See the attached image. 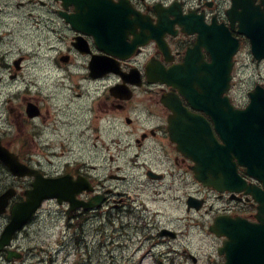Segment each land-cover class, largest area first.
Returning a JSON list of instances; mask_svg holds the SVG:
<instances>
[{
	"label": "flooded vegetation",
	"instance_id": "obj_1",
	"mask_svg": "<svg viewBox=\"0 0 264 264\" xmlns=\"http://www.w3.org/2000/svg\"><path fill=\"white\" fill-rule=\"evenodd\" d=\"M261 13L264 0H0V120L3 109L14 115L0 124V141L35 171L12 175L13 182L0 188V194L15 188L0 215V238L11 205L37 191L36 174L65 177L77 203L94 205L70 210L68 201L45 198L31 222L8 245L0 243V264H31L32 256L47 253L51 258L48 244L29 246L24 235L53 219L52 208L66 224H76L80 241L87 229L106 233L109 227L112 241L123 238L124 246L134 247L131 257L142 258L178 253L174 243L186 240L194 226L191 198L204 200L199 213H210L208 219L228 213L254 220L249 196L231 198L196 181L193 161L169 127L179 104L211 120L192 108L182 89L188 80L203 79L212 61L261 64L248 34L264 27ZM128 44H136L131 52ZM106 46L130 56L106 52ZM19 81L26 86L19 88ZM212 193L220 206L210 202ZM173 210L183 215L174 219ZM219 239L222 244L225 237Z\"/></svg>",
	"mask_w": 264,
	"mask_h": 264
},
{
	"label": "water",
	"instance_id": "obj_2",
	"mask_svg": "<svg viewBox=\"0 0 264 264\" xmlns=\"http://www.w3.org/2000/svg\"><path fill=\"white\" fill-rule=\"evenodd\" d=\"M69 20L73 21L71 18ZM215 64L218 67H227L226 77L225 71L222 72L221 89L217 93L206 91L199 96L192 92L186 93L194 107L212 114L215 127L225 143L218 141L210 125L199 129L197 121L200 118L192 114H189V122L185 126L187 130L184 129L188 141L181 143L177 135H173V138L195 160L196 176L205 184L218 189H238L242 180L237 174V163L234 159L246 165L248 172L264 183V89L257 87L251 93V101L246 109H235L229 97L223 95L229 86L232 62L227 61L226 64L225 61H216ZM0 159L14 174H31V169L1 144ZM242 185L244 186V182ZM251 191L260 202V212L257 215L259 223L222 215L212 226L213 231L229 237L225 241V247L221 249V252L227 253L226 264H264V188L255 187ZM13 194L9 191L0 196V212H3ZM60 194L61 191H52L47 196ZM70 200L74 202L73 199ZM77 206L74 202L72 208ZM14 209L16 211L5 234L21 228L31 218V192L28 193V200Z\"/></svg>",
	"mask_w": 264,
	"mask_h": 264
},
{
	"label": "rangeland",
	"instance_id": "obj_3",
	"mask_svg": "<svg viewBox=\"0 0 264 264\" xmlns=\"http://www.w3.org/2000/svg\"><path fill=\"white\" fill-rule=\"evenodd\" d=\"M25 73H31V67ZM239 74L238 85L242 88L240 100L241 102L246 103L247 89L257 78H264V64L258 67L252 61H241ZM26 84L27 82L25 81H19L15 85L19 86L20 88L26 86ZM18 100H20V98ZM2 111L4 117L0 120L1 125L3 122L7 123L6 119L8 116H10L11 118H13L14 116L12 113L9 114L6 109H3ZM12 182V176L3 166V164L0 163V188L3 186H8ZM156 206L157 210H159L160 213H164V210L160 209L158 204ZM52 215L53 219H49L48 221L42 219V221H40L38 225H35L34 228H37V230L32 232V234L31 229L27 231V234H25L24 232V242L26 244H29L30 246L33 244L35 245L37 242H40V244L46 243L49 245H46L47 250L52 251L53 253V259L51 260V262L48 261V254H45L41 256H32L31 264H126V258L123 256L126 248L124 246H118V243H111V240L109 239V227L106 228V233L104 232V230H101L99 233L87 229V239L85 238L83 241H80V237L76 238L74 231L75 229L69 227L66 224V218L61 215L60 211L55 212V210H52ZM182 215L183 213L181 210H179V212H174L173 210L174 219L176 218V216ZM196 217L198 218V215ZM158 219L161 222L167 220L165 216L161 215L158 216ZM179 222H183V220H179ZM197 238L200 237L196 235L193 241V245H197L199 243L197 241ZM103 239L106 240L104 247L101 246ZM181 239L183 240V242H186L184 237H181ZM116 240L123 241L124 239L117 237ZM210 241H212V239L208 240V244L210 243ZM132 247L133 246H131V248ZM211 251L214 253V247L211 249ZM128 254L129 250L126 251V255ZM176 261L179 264H182L183 261H185V258L177 257ZM143 264H153L152 259L148 258Z\"/></svg>",
	"mask_w": 264,
	"mask_h": 264
}]
</instances>
